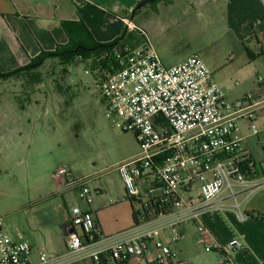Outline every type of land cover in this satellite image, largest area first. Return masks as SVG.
I'll use <instances>...</instances> for the list:
<instances>
[{
    "label": "built area",
    "instance_id": "1",
    "mask_svg": "<svg viewBox=\"0 0 264 264\" xmlns=\"http://www.w3.org/2000/svg\"><path fill=\"white\" fill-rule=\"evenodd\" d=\"M116 55L122 60V67L106 73L102 83L106 116L121 121L123 131L135 133L140 148L139 156L119 166V176L127 197L137 202L142 196L139 181L151 177L155 187L148 189V199L141 202L142 207L153 201L160 210H172L169 215L160 213L152 221L156 225L146 224L136 236L108 239L97 229L92 212L73 207L71 232L66 237L68 254L104 243L91 251L94 264L101 262L103 254H110L116 263L140 262L145 257L152 258V245L156 264H174L176 257L160 240V231L166 226L173 228L171 240L175 243L180 240L175 228L191 222L197 223L207 252L240 249L243 244L237 238L226 245L215 241L200 218L224 191L236 200L238 192L262 184L254 161L242 151L238 132L242 121L250 123L253 135L264 131V122L261 129L257 126L260 117H264V98L251 92L229 100L198 55L170 68L163 65L149 45ZM257 80L264 85V77ZM54 176L61 188L77 187L80 198L92 204L85 181L71 180V173L65 168ZM197 183L199 187L195 189ZM155 190L159 194L153 196ZM31 254L32 246L22 235H10L0 221V264H36ZM65 261L64 257L49 258L44 253L40 257L41 264Z\"/></svg>",
    "mask_w": 264,
    "mask_h": 264
},
{
    "label": "crops",
    "instance_id": "2",
    "mask_svg": "<svg viewBox=\"0 0 264 264\" xmlns=\"http://www.w3.org/2000/svg\"><path fill=\"white\" fill-rule=\"evenodd\" d=\"M145 1L150 0H0V75L24 69L42 53L68 45L70 37L63 25L71 23L73 33L81 30L83 39L88 40L86 30L99 44L125 38L132 41L135 50L152 46L166 68L198 55L206 65L214 66L217 72L211 71L213 77L229 100L251 92L264 98V85L257 80L264 77V0H161L157 5L140 7ZM29 73L21 71L0 78V86L6 83L13 89V96L10 97L11 93L1 96L0 115L12 111L14 106L9 103L16 94L30 90L31 81L26 80ZM263 122L261 116L258 120L261 127ZM20 131V125L3 130L12 135L21 134ZM249 132L250 123L242 121L238 132L242 151L252 158L256 168L251 141L257 136L264 144V131L258 135ZM256 171L262 181L259 187L238 192L236 200L224 191L200 218L221 245L237 238L243 246L229 253L218 249L207 252L196 222L176 227L180 240L175 243L171 240L173 228L166 226L160 231V240L175 255L174 264H264V218L258 216L264 214V169L261 173L257 168ZM153 183L151 177L139 181L142 196L138 202L147 197V189ZM83 211L92 212L90 206ZM65 221V231L71 232L67 218ZM96 223L105 235L101 223ZM146 224L157 223L136 226L128 234L138 235ZM22 239L32 246L31 260L41 264L44 250ZM64 242V250L48 255L64 257L66 261L62 264H94L91 251L104 244L69 255L66 236ZM149 254L152 258L145 257L140 262L115 264H156L152 245Z\"/></svg>",
    "mask_w": 264,
    "mask_h": 264
},
{
    "label": "rangeland",
    "instance_id": "3",
    "mask_svg": "<svg viewBox=\"0 0 264 264\" xmlns=\"http://www.w3.org/2000/svg\"><path fill=\"white\" fill-rule=\"evenodd\" d=\"M60 62L49 58L30 70L26 77L30 90L16 94L9 103L12 111L0 115V221L10 235L21 234L47 256L64 250L65 219L69 223L73 207L90 206L108 239L136 229L134 210L142 209L140 202L127 197L118 172L121 164L140 155L135 133L123 131L121 121L106 116L103 82L92 61L75 60L71 66ZM207 66L217 72L213 65ZM11 91L12 86L1 85L0 100ZM18 125L21 134L3 132ZM257 126L262 128L258 122ZM253 137L252 153L261 173L264 144ZM61 168L71 173V180L87 183L92 204L80 198L77 187L59 186L54 175ZM158 194L155 190L153 196Z\"/></svg>",
    "mask_w": 264,
    "mask_h": 264
},
{
    "label": "trees",
    "instance_id": "4",
    "mask_svg": "<svg viewBox=\"0 0 264 264\" xmlns=\"http://www.w3.org/2000/svg\"><path fill=\"white\" fill-rule=\"evenodd\" d=\"M161 0H150L141 3L139 6L157 5ZM71 23H64V29L66 30L68 36L70 37V42L68 45L63 47H58L52 53H42L39 57L32 60L31 64L24 69H20L10 74L0 75V78H8L16 75L21 71H30L36 67H40L44 64V62L49 58H54L60 60V64L64 66L73 65L75 60L80 61L81 63H86L88 61H92V67L97 75L101 77L102 82L105 79L106 73H114L118 71L122 65V60L117 57V53L119 51H123L125 54V50H132L131 42L125 40V38L118 39L117 41L109 44H99L97 43L90 33L85 30L88 40L83 39V35L81 30H78L76 33L71 31ZM130 201L134 202L135 200L130 199ZM153 202V201H152ZM150 202L148 206L142 207L141 211L137 213L134 210L136 226H140L142 224L151 222L155 220L159 214L169 215L171 214V208L166 207L162 210L158 209L157 206L153 205ZM260 218H264V214L258 213ZM251 217V216H250ZM97 224V223H96ZM66 228V227H65ZM97 229L102 230L99 225H97ZM99 240V239H97ZM116 261L110 259V254H103L101 256V262L99 264H115Z\"/></svg>",
    "mask_w": 264,
    "mask_h": 264
},
{
    "label": "water",
    "instance_id": "5",
    "mask_svg": "<svg viewBox=\"0 0 264 264\" xmlns=\"http://www.w3.org/2000/svg\"><path fill=\"white\" fill-rule=\"evenodd\" d=\"M69 233H70V232L65 231V227H64V235L67 237Z\"/></svg>",
    "mask_w": 264,
    "mask_h": 264
}]
</instances>
